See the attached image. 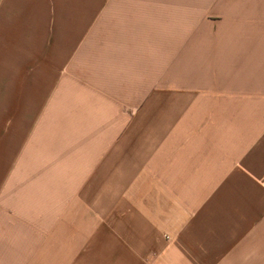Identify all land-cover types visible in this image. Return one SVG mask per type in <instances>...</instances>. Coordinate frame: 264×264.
I'll use <instances>...</instances> for the list:
<instances>
[{"label":"crops","instance_id":"1","mask_svg":"<svg viewBox=\"0 0 264 264\" xmlns=\"http://www.w3.org/2000/svg\"><path fill=\"white\" fill-rule=\"evenodd\" d=\"M94 3L100 44L89 35ZM31 5L43 29L44 0H0V39L22 38ZM209 5L228 7L208 35L264 37V0H52V44L17 50L25 146L37 156L21 157L31 186L20 204L0 194V264H264V44L244 61L169 59L172 26L203 37ZM17 52L0 49V68ZM43 61L49 82L28 73ZM34 80L52 86L50 112L30 96Z\"/></svg>","mask_w":264,"mask_h":264},{"label":"rangeland","instance_id":"2","mask_svg":"<svg viewBox=\"0 0 264 264\" xmlns=\"http://www.w3.org/2000/svg\"><path fill=\"white\" fill-rule=\"evenodd\" d=\"M157 2H162L164 0H156ZM94 2H100V0H94ZM29 6V5H28ZM27 6V8H28ZM45 10L49 13L50 20L45 21V26L43 29L37 28V21L35 20V6H30V11L26 14L27 18L22 23V38H21V30L14 29L10 32L5 38L0 39V49L5 51H19L21 47L28 48V50H36L38 47L45 46L46 49L48 45L52 44V26H51V14H52V0H44ZM217 8V15L212 14V10ZM228 7L227 5H216V6H206L209 9L203 18L200 20L198 24L202 30L200 32H205L203 37L197 36H185L182 32H180L179 28L175 25L171 28V38H172V56H170V60L173 61H181L184 59L189 60H198L200 61H211L215 62L219 59H233L236 61H244L248 51L251 47L254 49L255 44L258 46L263 43L264 37H246V36H236V37H228V36H214L208 35L207 33L209 28L213 27L214 22H217L220 17L218 16L223 14V9ZM229 7H245V6H229ZM100 5L93 4L94 14H98L96 16V21H94L93 28L89 35H92L93 44H100V38L102 34V26L99 20L100 18ZM220 10V12H219ZM225 15V14H223ZM234 15V14H233ZM95 16V15H94ZM35 20V21H34ZM43 31V32H42ZM65 32V33H64ZM67 31L61 32L60 43L64 44L67 42ZM79 33V31H78ZM26 34V36H25ZM71 34L77 35L75 32H71ZM25 36V37H24ZM24 37V38H23ZM58 39V40H59ZM85 43L84 39L81 42ZM199 44L200 51L199 57L197 58V48L196 45ZM159 45V44H158ZM222 50L223 53L220 55L218 52ZM46 51V50H45ZM15 59V63L8 68H0V159L8 154V163L4 166L3 171H0V194L1 192L7 190L8 194V202L2 203L4 206H12L19 205V195L21 193V189L28 188L31 186V183L28 181H23L21 176V157L22 155L26 158H34L37 156L36 149L27 148L26 142L29 136V132H25L23 129L22 118L20 115V79L22 76V69H20L18 61L20 60V52L10 53ZM4 59V57H3ZM2 59V60H3ZM35 63H29L32 68L28 69L29 76L31 77V73L34 77L36 75L41 76L40 80L43 82H49L52 76V69L47 67L46 61L40 62L38 64V69H36ZM52 64H50L51 67ZM64 70H62V73ZM85 73V72H84ZM83 74V78H84ZM31 80V79H30ZM193 81L189 80L188 83ZM209 81H207L208 83ZM210 83V82H209ZM67 88L68 86H62V88ZM149 86L142 83V92L144 89H147ZM159 87V86H157ZM181 85L173 86V92H180ZM5 88H7V92H5ZM79 89V87H76ZM28 92L30 96H35L39 92V97H43V102L37 103V107L44 106L45 109L50 112L52 108L51 102V94H52V86L48 84L39 85L36 81H32L31 84L27 85ZM158 92H161L159 89ZM61 96H66V93L62 91ZM143 103V102H142ZM11 108L12 115L9 117L5 116V106ZM29 110L32 108H36V98L34 100L29 101ZM17 109V111H15ZM10 111V110H9ZM127 114V109L125 110ZM17 112V113H15ZM36 118L29 117L28 124L31 130L33 122ZM46 119V124L43 128V132L40 134L39 139H42L43 142L48 143L51 142L53 137L51 118L50 120ZM149 120V119H147ZM153 121V118L150 119ZM157 124L167 123V118L157 117L155 118ZM32 133L30 132V136ZM64 134L61 133L57 135L56 139H60ZM61 142V141H60ZM48 154L47 151H42L40 154L41 159H44ZM52 166V165H51ZM51 166L49 170L51 171ZM30 169V166H29ZM36 165H32V171L35 172ZM30 174V170H29ZM4 194V193H3ZM4 213L0 211V232H3L7 225L2 218Z\"/></svg>","mask_w":264,"mask_h":264}]
</instances>
